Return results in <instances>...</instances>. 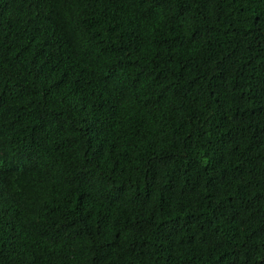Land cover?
Segmentation results:
<instances>
[{
	"label": "trees",
	"instance_id": "1",
	"mask_svg": "<svg viewBox=\"0 0 264 264\" xmlns=\"http://www.w3.org/2000/svg\"><path fill=\"white\" fill-rule=\"evenodd\" d=\"M0 264H264V0H0Z\"/></svg>",
	"mask_w": 264,
	"mask_h": 264
}]
</instances>
